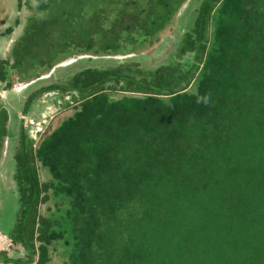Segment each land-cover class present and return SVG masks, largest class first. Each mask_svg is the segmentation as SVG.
<instances>
[{"label": "trees", "instance_id": "trees-1", "mask_svg": "<svg viewBox=\"0 0 264 264\" xmlns=\"http://www.w3.org/2000/svg\"><path fill=\"white\" fill-rule=\"evenodd\" d=\"M17 2L1 81L187 26L166 64L98 63L30 94L25 114L40 94L71 100L38 141L21 126L0 264H264V0H195L182 21L187 0ZM9 122L0 109V165Z\"/></svg>", "mask_w": 264, "mask_h": 264}, {"label": "rangeland", "instance_id": "rangeland-1", "mask_svg": "<svg viewBox=\"0 0 264 264\" xmlns=\"http://www.w3.org/2000/svg\"><path fill=\"white\" fill-rule=\"evenodd\" d=\"M16 10L17 9H16L15 0H0V21L1 22L3 20H7L8 22L12 21L14 15L16 14ZM190 16L191 14H189V19H190ZM183 22L184 21H182V23ZM182 23L180 22V25L173 24L172 26H170L165 32L161 34V41L158 44L154 45L152 48L140 50V52H138L139 54H136L135 60L137 61L140 60L143 65H147L150 67H154V66L158 67V66H161L162 64H166L168 61V57L171 54H174V52H176L175 50L176 45L178 44V41L180 40L183 33L185 32V28L187 25L185 24V26L183 27ZM45 31H46V27H45ZM42 35L39 39L40 40L39 45L41 47L47 43V40L42 38L45 36H42ZM9 44H10L9 40L7 38H0V53L2 52L4 53L8 49ZM88 65L95 66V65H98V63L95 64L92 62L91 63L86 62L81 65L73 66L72 69L74 71L78 68L77 69L78 71ZM58 77L61 78L62 73L59 74ZM58 77L56 79H58ZM56 79L54 78V80L51 79L48 81L39 82V84L35 86L34 88H31L30 90L25 91V92L21 91L19 93V97L20 98L23 96L25 97L20 102V108L23 107L24 100H26V98L29 97L31 93L37 91L40 87L44 86V84H47V85L52 84ZM61 82L65 84L67 81L62 80ZM11 97H13L11 98V100L14 99L15 104H18L17 103V100L19 99L18 96L16 97V95H13ZM4 101L9 102L8 93ZM47 101L49 100H45L44 101L45 104L43 105L41 104L35 105L34 108L30 110V113L28 116H26V120H25V127H28L27 129L32 127V130L35 132V129L38 128L39 124L44 122V116L48 117L50 113L55 111V108L53 107V105L49 103L50 101L49 102ZM20 108L17 109L19 113H20V110H19ZM40 114H44L43 120L41 119L42 122H40L41 121L40 116H39ZM45 122L47 123V120H45ZM9 124H10V128L14 130L19 136L21 128H20V123L18 119L17 120L14 118L12 120L10 119ZM25 127H24V130L26 129ZM18 141H19V137H17V139L11 138L9 140V146H8L9 148H8V155H7L8 158L5 159V161L3 159L0 165V182H1V189H2L1 198H0V250L9 249L10 243L8 242L7 237L4 236L3 234H6V232L10 231L12 224L14 222L16 211L18 209L17 196L15 197L13 196V193L16 191L17 188H16L14 178H13L15 164L12 158L13 150L15 146H17ZM11 160L13 163H11Z\"/></svg>", "mask_w": 264, "mask_h": 264}, {"label": "flooded vegetation", "instance_id": "flooded-vegetation-1", "mask_svg": "<svg viewBox=\"0 0 264 264\" xmlns=\"http://www.w3.org/2000/svg\"><path fill=\"white\" fill-rule=\"evenodd\" d=\"M15 4H16V14L14 15L12 21H7V20H3L2 22L0 21V38H7L9 40V47L8 49L3 53H0V61H8L10 60V56L12 54V48L20 41V37L23 36L24 33V29H25V25H26V12L24 11V9L22 10H18V2L17 0H15ZM89 63V62H87ZM1 65V64H0ZM89 66V65H88ZM1 68V67H0ZM5 70H7V79L5 81H1L0 80V108L1 110L6 111V113L9 116V120L11 119H18L19 123H20V128L21 126L24 128L25 127V120H26V116L29 115L30 110L34 108L35 105L37 104H45L44 101L45 100H49L47 102L51 103L53 105V107L55 108V111L50 113V115L44 116V114H40V120H43V116H44V122L40 123L38 128L35 129V132L32 130V127H30L29 129H27L28 127H25L26 132L28 133V135L31 137V139H33L35 142L38 141L40 139V137L44 134V132L46 131L47 127H49V125L51 124L52 120L55 118V116H57L64 108L65 102L67 100H71V97H61L60 93L57 92H50V93H46V94H40L37 95V97H35V100L32 102L31 107L29 109V111L25 114L24 113V108L26 103L30 100V97H27L26 100H24V104L23 107L20 108V102L21 100H23V97H19L18 95V100L17 103L15 104V100L11 98V96H9V102L8 101H4L7 93L9 94V92L12 90V88L19 84L22 83L21 80H24L21 78V76L15 71L12 70L10 67L6 68ZM67 71H70V73L72 74V72L76 71L72 68H69ZM70 75V74H69ZM58 77V75L56 77H54L55 79ZM54 78H52L54 80ZM51 80V79H50ZM58 81V83H62L61 81L63 79H56ZM65 81V80H63ZM25 82V81H23ZM17 97V96H16ZM29 98V99H28ZM27 101V102H26ZM11 108V109H10ZM18 108H20V113L18 112ZM11 111H9V110ZM17 110V111H16ZM18 113V114H17ZM42 120L40 122H42ZM45 120H47V123L45 122ZM38 124V123H37ZM34 126V124H33ZM20 134V133H19ZM19 137V136H18ZM15 138L17 139V137L15 136ZM11 138H6L4 141V161L5 159L8 158V146H9V140ZM12 163V160H11ZM4 165V164H3Z\"/></svg>", "mask_w": 264, "mask_h": 264}, {"label": "water", "instance_id": "water-1", "mask_svg": "<svg viewBox=\"0 0 264 264\" xmlns=\"http://www.w3.org/2000/svg\"><path fill=\"white\" fill-rule=\"evenodd\" d=\"M195 0H187V2L181 7L179 11V17L182 21V18L186 15L188 10L191 8ZM136 58V54H127V55H103V56H92V55H77L72 56L70 58L65 59L62 62L57 63L48 73L41 75L39 78L33 79L31 81H25L15 85L12 90L9 92V96L16 95L18 96L21 91H28L31 88L38 85L39 82L48 81L57 75L64 73L69 68L73 66L81 65L85 63L86 60L93 59L95 63H103V62H119L124 63L129 60H133Z\"/></svg>", "mask_w": 264, "mask_h": 264}, {"label": "clouds", "instance_id": "clouds-1", "mask_svg": "<svg viewBox=\"0 0 264 264\" xmlns=\"http://www.w3.org/2000/svg\"><path fill=\"white\" fill-rule=\"evenodd\" d=\"M197 102L207 103L208 100H207V98H198V101Z\"/></svg>", "mask_w": 264, "mask_h": 264}]
</instances>
